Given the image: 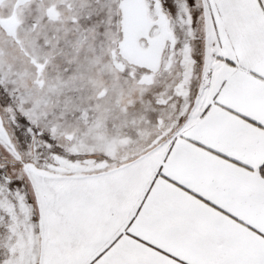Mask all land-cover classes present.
Listing matches in <instances>:
<instances>
[{
  "label": "snow or ice",
  "instance_id": "6c2138e0",
  "mask_svg": "<svg viewBox=\"0 0 264 264\" xmlns=\"http://www.w3.org/2000/svg\"><path fill=\"white\" fill-rule=\"evenodd\" d=\"M0 264H264V0H0Z\"/></svg>",
  "mask_w": 264,
  "mask_h": 264
}]
</instances>
